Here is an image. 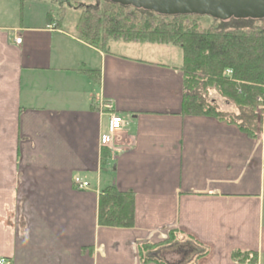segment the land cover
I'll list each match as a JSON object with an SVG mask.
<instances>
[{"label":"crops","instance_id":"0c3cea01","mask_svg":"<svg viewBox=\"0 0 264 264\" xmlns=\"http://www.w3.org/2000/svg\"><path fill=\"white\" fill-rule=\"evenodd\" d=\"M55 5L0 0V260L142 264L137 246L174 231L181 247L148 256L252 264L234 262L240 252L264 264V125L251 139L183 117L180 47L143 43L135 52L110 40L95 49L65 10L56 19ZM100 101L123 123L109 148L101 137L111 114ZM75 178L88 188L78 190ZM108 187L133 193L131 228L98 225Z\"/></svg>","mask_w":264,"mask_h":264},{"label":"trees","instance_id":"16d2710c","mask_svg":"<svg viewBox=\"0 0 264 264\" xmlns=\"http://www.w3.org/2000/svg\"><path fill=\"white\" fill-rule=\"evenodd\" d=\"M200 18L162 17L102 2L81 12L76 31L81 41L101 51H106L110 40L180 47L181 115L211 118L256 139L264 125V112L257 110L264 97V25L203 27ZM211 92L216 98L210 99ZM101 161L104 163V157ZM133 219V193H122L115 187L101 192L97 215L100 227L127 229L133 226ZM175 243L176 235L171 231L163 243L137 246V256L142 264H162L148 255L170 245L181 247ZM231 258L237 263H255L254 257L240 252Z\"/></svg>","mask_w":264,"mask_h":264},{"label":"water","instance_id":"95a60500","mask_svg":"<svg viewBox=\"0 0 264 264\" xmlns=\"http://www.w3.org/2000/svg\"><path fill=\"white\" fill-rule=\"evenodd\" d=\"M162 17L198 16L215 21L264 20V0H96Z\"/></svg>","mask_w":264,"mask_h":264},{"label":"rangeland","instance_id":"374dc122","mask_svg":"<svg viewBox=\"0 0 264 264\" xmlns=\"http://www.w3.org/2000/svg\"><path fill=\"white\" fill-rule=\"evenodd\" d=\"M56 5L50 10L55 16L56 19H59L61 15L64 13L65 14V21L68 23H75L76 21L78 22L81 12L88 11L89 9H93L94 6L96 5V2L94 0H55ZM65 10V12L60 13V11ZM200 24L203 27L210 26V25H227L231 27H237V26H243V25H251V27H258V26H263L264 22L263 20L261 21H252V20H229L226 22L218 23L215 21H212V19L208 17H201L200 18ZM70 27V25H68ZM113 42H111L112 44ZM118 45L121 47L126 48L127 51H132L135 49V52L139 50V46H145V45H124V43H118ZM112 46V45H111ZM148 48V47H145ZM108 49V47H107ZM112 51L114 52V48L112 47ZM118 51V50H117ZM122 51V50H121ZM116 52V50H115ZM210 99L211 98H216L215 93L211 92L209 95ZM260 107V106H259ZM259 107L257 110L259 111ZM178 260V259H177ZM178 262V261H175Z\"/></svg>","mask_w":264,"mask_h":264},{"label":"built area","instance_id":"2783aa9c","mask_svg":"<svg viewBox=\"0 0 264 264\" xmlns=\"http://www.w3.org/2000/svg\"><path fill=\"white\" fill-rule=\"evenodd\" d=\"M16 43L20 44L21 40L20 39H16ZM99 109L101 111L110 113V118H109V123H108V129H107V133L105 135H103L101 137V146L103 147H110L112 140L114 138V136L121 131L123 123L122 120L119 116L115 115L112 113V107L109 103L100 101L99 103ZM73 185L78 189V190H85L86 188H88V183L82 181L79 178H75L73 180ZM0 264H6L4 260H0Z\"/></svg>","mask_w":264,"mask_h":264},{"label":"flooded vegetation","instance_id":"af4514ba","mask_svg":"<svg viewBox=\"0 0 264 264\" xmlns=\"http://www.w3.org/2000/svg\"><path fill=\"white\" fill-rule=\"evenodd\" d=\"M95 2H96V5L94 6V8H97L101 3H102V1H96V0H94ZM93 8V9H94ZM132 9V8H131ZM135 10V9H134ZM137 11H141V10H137ZM143 12H145V11H143ZM146 13H151V12H146ZM153 14V13H152Z\"/></svg>","mask_w":264,"mask_h":264}]
</instances>
